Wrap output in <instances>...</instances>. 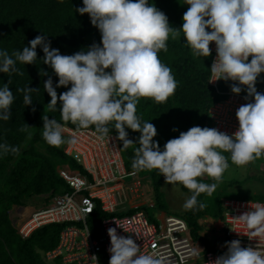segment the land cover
Listing matches in <instances>:
<instances>
[{
  "label": "clouds",
  "instance_id": "9594fccd",
  "mask_svg": "<svg viewBox=\"0 0 264 264\" xmlns=\"http://www.w3.org/2000/svg\"><path fill=\"white\" fill-rule=\"evenodd\" d=\"M184 4L190 7L178 29L152 0H83L84 6L76 12L89 14L101 33L102 46L94 43L86 50L64 55L52 48L46 35H38L30 46L12 55L0 49V73L18 71L17 62L36 64L37 48L42 47L43 64L59 77L54 85L49 73L41 69L42 76H49L44 82L51 97L46 111L57 110L59 101L63 122L70 121L81 129L94 125L100 138L114 128L125 149L137 145L126 129L141 133L132 168L159 170L166 184H180L191 191L183 205L186 210L202 211L207 203L199 198L213 195L230 166L225 152L230 153L233 164L240 166L264 157V93L256 86L264 73V0H184ZM181 32L195 57L211 56L210 45L215 42L217 58L210 70L216 78L212 81H236L239 86L233 84L232 92L240 94L246 86L245 99L254 97V102L237 109L239 127L232 135L218 128L193 126L167 141L162 149L154 139L157 128L150 121H142L137 105L142 97L164 103L174 95L178 82L159 53L166 52L169 39H177ZM69 85V90L58 95L57 88ZM38 90L30 86L19 89L25 93L27 106L33 104L31 94ZM14 100L13 91L5 83L0 87V120L11 119ZM42 119V136L49 145L78 143L75 135H66L65 123L47 114ZM30 127L26 124L20 130L30 136ZM9 152L18 153L19 148L0 143V156ZM205 176L215 182L205 183ZM251 209L237 218L250 230L247 236L258 239L257 246L244 247L238 239L226 242L227 251L208 264H264V204L251 203ZM108 234L109 264H167L166 257L157 251L142 252L135 239L120 235L116 227H110ZM189 255L197 256L198 252L192 250Z\"/></svg>",
  "mask_w": 264,
  "mask_h": 264
},
{
  "label": "trees",
  "instance_id": "16d2710c",
  "mask_svg": "<svg viewBox=\"0 0 264 264\" xmlns=\"http://www.w3.org/2000/svg\"><path fill=\"white\" fill-rule=\"evenodd\" d=\"M152 2L168 16L173 27L182 28L183 15L190 7L184 4V0H152ZM83 6V0H0V49L7 50L12 55L16 50L22 51L24 46H30V41L38 35H46L52 48L66 46L81 48L91 41L93 44L101 43L102 46L101 33L91 23L89 14L81 15L76 12V8ZM37 52L36 64L26 65L17 62L18 71L10 74L0 73V87L5 83L9 84L15 96L11 119L0 120V143L19 148L18 153L9 152L0 156V264H46L45 254L58 247L63 231L70 224L48 225L34 232L28 239H24L13 225L9 213L15 206H24L28 199L51 192H54V195L72 192L58 172V161L63 164L69 163L74 170L82 169L65 154L61 146H51L43 139L42 117L45 114L50 119L56 118L61 123H65V127L81 128H77L70 121H62L59 101L57 110L46 111L51 97L44 88V82L50 76L55 85L59 77L49 65L43 64L42 59L45 53L42 47H38ZM159 58L171 68L178 82L177 89L174 95L164 103H157L153 98H140L137 112L142 121H150L155 125L158 132L155 138H158L163 149L165 143L178 137L180 132L187 131L193 126L210 127L209 111L212 106L223 101L224 98L219 97L216 90L209 84L212 55L195 57L182 32L181 38L169 39L168 50L166 52L161 50ZM41 69L47 71L49 76H42ZM260 80L264 83L263 73L258 77L257 87L262 86L259 84ZM233 84L239 86V83L235 81L232 84H226L224 90H231ZM28 86L39 89L31 94L33 104L30 106L24 103L25 93L19 91ZM70 86L57 88L58 95L69 90ZM242 87L244 91L241 93H247L246 86ZM26 124L31 126L30 136L27 132L20 130ZM88 129L95 130V126H90ZM173 129H178V131H173ZM126 130L129 133V139L135 142L137 134L129 129ZM108 134L118 137L114 128ZM119 142L127 169L141 175H151L157 195L154 208L170 214L163 209L164 205L161 203L162 175L159 170H134L132 168L135 157L133 145L125 149L123 142L120 140ZM39 144L48 149L49 156L37 151ZM138 173L133 174V179L143 178ZM126 183L130 193L143 198L136 181L130 180ZM182 187L191 195L189 189L183 185ZM204 195L202 194L199 199L207 203V208L202 211L186 210L184 216L181 217L189 223L196 241H202L210 250L220 252L211 247L210 241L200 235L202 227L199 221L205 216H213L222 220L225 198L213 202L210 199L205 200ZM232 199L235 198L232 197ZM240 200L264 202V196L254 197L252 195L250 199ZM140 209L147 213L150 210L149 207ZM128 214H132V211ZM114 215L105 213L98 207L90 219L89 226L100 234L101 222ZM39 252H42V255ZM56 262L64 264L63 258L57 259Z\"/></svg>",
  "mask_w": 264,
  "mask_h": 264
},
{
  "label": "built area",
  "instance_id": "2783aa9c",
  "mask_svg": "<svg viewBox=\"0 0 264 264\" xmlns=\"http://www.w3.org/2000/svg\"><path fill=\"white\" fill-rule=\"evenodd\" d=\"M210 48L212 67L217 58L215 42H212ZM215 78L211 73L209 84L224 100L211 107L209 124L211 128H218L232 135L239 127L237 109L242 104L254 102V97L245 99L247 93L235 94L231 90L226 91L224 86L235 81L223 79L212 81ZM259 84L262 86L257 87V90L264 93V83ZM66 128V135L68 137L75 135L78 143L66 144L64 152L82 168L59 171L72 192L62 195H54V192H51L35 197L31 201L39 199L40 202L37 204L39 206H35L28 216L24 215L26 206H19L20 221L24 216L26 220L18 225V228L15 225L18 233L24 239H28L45 226L70 224L63 231L58 247L47 254L49 260L63 258L64 264H109L110 227H116L120 235L135 239L142 252H159L166 257L167 264H208L227 251V248L213 246L220 251L215 252L204 242L196 241L189 223L182 217L167 213L162 216L154 214L152 221L146 211L128 207L127 200L126 202L123 200L124 185L138 172H130L127 169L118 137L108 134L100 138L92 129ZM251 203L264 204L253 200H224L223 228L220 232L222 240L230 242L238 239L244 247L257 246L258 239H250L247 236L250 230L237 218L244 212L252 210ZM98 207L105 213L115 214L101 222L100 234L89 226L90 219ZM130 211L132 214H128ZM192 250H196L198 255H189Z\"/></svg>",
  "mask_w": 264,
  "mask_h": 264
},
{
  "label": "rangeland",
  "instance_id": "374dc122",
  "mask_svg": "<svg viewBox=\"0 0 264 264\" xmlns=\"http://www.w3.org/2000/svg\"><path fill=\"white\" fill-rule=\"evenodd\" d=\"M181 38V35L180 37ZM93 44V41L85 43L81 48H72V47H62V48H55L59 49L61 54L64 55H72L78 51L81 50H86L89 46ZM54 48V47H53ZM263 93V92H262ZM131 132H135L137 134L135 142L137 143L133 145V149L135 151V148L139 146L138 140L141 135V133L133 131L129 129ZM156 141H158V138H155ZM27 144V143H26ZM66 147V144L61 145V148L64 150ZM37 151L45 156H49L48 149L42 145H37ZM224 155L229 157V168L227 171L224 173L223 176V182L219 184L217 190L213 193L211 197H208L206 194L204 195L205 200H212L213 202L219 201L220 199L224 198H235V199H250L252 195L254 197H262L264 196V183L262 181V177L264 175V157L255 160L254 162H251L247 165H236L231 162L230 159V153L225 152ZM58 172L62 170H72V166L69 163L63 164L58 161ZM142 177H149L150 175H141ZM205 183H213L215 182L212 178L210 177H203L202 178ZM135 180L138 182L137 185L140 188L142 197L136 196V201H140L141 203L133 205L134 207L131 206L129 203V200L124 196L123 200H127L126 205L132 209L136 208H142L146 206H150L152 203H154L153 198L150 200L151 196V188L148 186L150 181L148 179H145L142 182L139 181L138 178H135ZM161 203L164 205L163 209L175 216H184L186 209L183 207L186 199L190 197V194L184 190L182 185L178 184L176 186H173L171 184H166L164 176H162V188H161ZM257 199V198H256ZM36 203H39L40 200L36 199ZM147 201V202H146ZM153 201V202H152ZM30 203V204H29ZM148 203V204H147ZM155 204V203H154ZM36 204H32V202H29V199L26 201L25 208L27 210L34 209ZM37 205L36 207H38ZM154 206V205H153ZM152 207H149L150 210L148 211V215L150 218H154V211L155 209ZM158 207V206H157ZM159 208V207H158ZM26 210V209H25ZM19 212V206H15L11 211H10V218L13 222V225L18 228V225L23 224L24 221L26 220V216L23 217V220L20 221V218L18 216ZM27 212V211H26ZM32 212V211H31ZM26 215V213H24ZM221 230L218 232H222L223 225L221 224L219 226ZM214 233H217L215 230ZM211 247L217 246L216 242L210 243ZM42 255V252H39ZM44 260L46 264H58L56 260H49L48 257L44 256Z\"/></svg>",
  "mask_w": 264,
  "mask_h": 264
},
{
  "label": "crops",
  "instance_id": "0c3cea01",
  "mask_svg": "<svg viewBox=\"0 0 264 264\" xmlns=\"http://www.w3.org/2000/svg\"><path fill=\"white\" fill-rule=\"evenodd\" d=\"M138 174H139V176H141L140 173H138ZM145 179H148L150 181V183L148 184V186H150V188H151L150 200H151V198H153V201L155 203V204L152 203L150 206H146V207H152L154 205L153 206V208H154L155 205H156V202H157V199H156V196L157 195H156V191H155V186H154V183H153V179L151 178V175H150L149 177L140 178L139 181L143 183V181ZM131 180L136 181L133 178ZM136 182H138V180ZM127 196L130 199V192L128 190H127ZM228 199H232V198H228ZM225 200H227V198H225ZM154 209H155L154 214H159L161 216L164 215V214H166L164 212H161V211L157 210L156 208H154ZM199 223H200V226L202 227V230H201L200 233H201V236H203V238H206L207 240H210L213 244L216 242V245L219 248H227L225 246L226 245V241L225 240H222L221 239V234L218 233L221 230V228H219V226L221 224L223 225L222 220L217 219V218H214L213 216H205L204 218H202L199 221ZM215 230L217 231V233H214Z\"/></svg>",
  "mask_w": 264,
  "mask_h": 264
},
{
  "label": "bare ground",
  "instance_id": "6f19581e",
  "mask_svg": "<svg viewBox=\"0 0 264 264\" xmlns=\"http://www.w3.org/2000/svg\"><path fill=\"white\" fill-rule=\"evenodd\" d=\"M127 190H128L127 183H125V185H124V194H125V197L129 200V203L131 204L132 207H134L133 205H136V204L141 203L140 201H142V200H140L139 202L136 201V199H135L136 198V195L134 193H130V199H129L128 196H127ZM36 202L33 201L32 204H36L34 206H37L38 203H36ZM31 211H33V209H31V210H24V213H26V216H28L31 213Z\"/></svg>",
  "mask_w": 264,
  "mask_h": 264
}]
</instances>
